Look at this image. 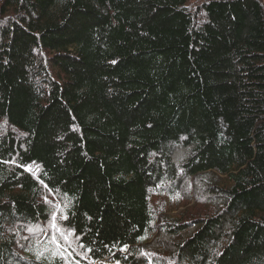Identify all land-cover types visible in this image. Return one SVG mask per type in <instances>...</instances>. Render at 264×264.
I'll return each mask as SVG.
<instances>
[{
    "label": "trees",
    "instance_id": "obj_1",
    "mask_svg": "<svg viewBox=\"0 0 264 264\" xmlns=\"http://www.w3.org/2000/svg\"><path fill=\"white\" fill-rule=\"evenodd\" d=\"M53 235L69 264H264L263 0H0V264H63Z\"/></svg>",
    "mask_w": 264,
    "mask_h": 264
},
{
    "label": "snow or ice",
    "instance_id": "obj_2",
    "mask_svg": "<svg viewBox=\"0 0 264 264\" xmlns=\"http://www.w3.org/2000/svg\"><path fill=\"white\" fill-rule=\"evenodd\" d=\"M29 172H33L32 169H28ZM37 179L39 180V177H37ZM41 183H43V181H40ZM44 187L47 188L48 186L46 184H44ZM49 191H51V189H49ZM47 199V198H45ZM67 207V206H65ZM56 208L59 209L58 211H54L51 215V218H50V223H51V226L52 228L55 230L56 233H59L60 237L65 241L67 242L68 245H70L72 243V240L71 238L74 237L76 234H75V230L74 229H65V228H62L58 223H57V217L59 216L61 219L63 220H67L68 219V216L67 214L64 212V209L63 208H60L59 205H56ZM90 219V218H89ZM30 233L32 234H36L38 232H42L43 229L39 226V225H36V226H33V227H30L27 229ZM77 239H79L77 237ZM51 242L55 244L56 246V249L57 250H54L52 251V256L53 257H59V259L61 261H63V264H69V257H71L72 253L69 252L67 250V248L60 243V241L57 239L56 235H53L51 237ZM80 247H84L83 244L80 245ZM127 249H123V251H126ZM48 251L47 249H45L44 251H41V252H37L36 253V258L37 260H42L44 258V255H45V252ZM90 251V249H89Z\"/></svg>",
    "mask_w": 264,
    "mask_h": 264
},
{
    "label": "rangeland",
    "instance_id": "obj_3",
    "mask_svg": "<svg viewBox=\"0 0 264 264\" xmlns=\"http://www.w3.org/2000/svg\"><path fill=\"white\" fill-rule=\"evenodd\" d=\"M263 2H264V0H263ZM162 204L169 205V206L172 205L171 202H169L168 198H166L165 201H161L160 203H158V205H162ZM177 207L178 206L169 207L167 209V211H168L167 215L170 216V217H174V213L173 212H179L178 210H180V209L184 210L182 208L176 210ZM97 264H114V263H110L108 261H101V262H99Z\"/></svg>",
    "mask_w": 264,
    "mask_h": 264
}]
</instances>
